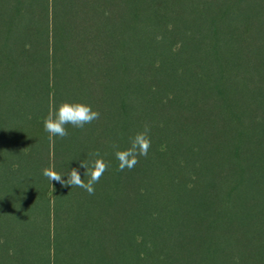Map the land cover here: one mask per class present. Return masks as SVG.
I'll list each match as a JSON object with an SVG mask.
<instances>
[{
	"label": "trees",
	"instance_id": "trees-1",
	"mask_svg": "<svg viewBox=\"0 0 264 264\" xmlns=\"http://www.w3.org/2000/svg\"><path fill=\"white\" fill-rule=\"evenodd\" d=\"M0 264H264V0H0Z\"/></svg>",
	"mask_w": 264,
	"mask_h": 264
},
{
	"label": "clouds",
	"instance_id": "clouds-1",
	"mask_svg": "<svg viewBox=\"0 0 264 264\" xmlns=\"http://www.w3.org/2000/svg\"><path fill=\"white\" fill-rule=\"evenodd\" d=\"M99 117V112L90 104L81 101H63L56 105L49 115L43 121L44 130L51 137H65L68 135L66 125H71L76 128H82L84 125L91 123ZM150 138L148 128L141 132H137L131 140L130 147L123 150H117L115 157L119 162L117 167L119 170L125 168L131 169L137 164L138 156H146L150 147ZM86 171V165H80ZM107 167V164L102 160L93 162L92 168L88 170L89 179L85 182L81 178V174L77 168L73 167L66 173H59L51 168L42 169V174L52 182L58 181L61 185H76L85 189L87 192L94 191L93 185L99 180ZM85 174V172H84ZM67 177L64 179L63 177Z\"/></svg>",
	"mask_w": 264,
	"mask_h": 264
}]
</instances>
